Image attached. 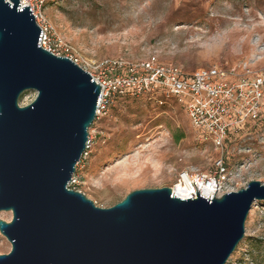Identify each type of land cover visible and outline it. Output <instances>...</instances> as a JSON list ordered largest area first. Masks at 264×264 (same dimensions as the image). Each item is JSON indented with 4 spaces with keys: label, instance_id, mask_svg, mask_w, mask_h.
<instances>
[{
    "label": "water",
    "instance_id": "95a60500",
    "mask_svg": "<svg viewBox=\"0 0 264 264\" xmlns=\"http://www.w3.org/2000/svg\"><path fill=\"white\" fill-rule=\"evenodd\" d=\"M9 1L0 0V212L12 218L0 234L11 250L0 264H225L264 184L211 199L140 189L110 208L69 189L101 87L42 49L29 6ZM29 91L36 98L20 107Z\"/></svg>",
    "mask_w": 264,
    "mask_h": 264
},
{
    "label": "rangeland",
    "instance_id": "374dc122",
    "mask_svg": "<svg viewBox=\"0 0 264 264\" xmlns=\"http://www.w3.org/2000/svg\"><path fill=\"white\" fill-rule=\"evenodd\" d=\"M43 12L68 47L60 54L80 66L155 56L186 73L214 65L264 73V0H47ZM36 95L25 92L19 105ZM88 137L69 189L99 208L135 190L172 188L183 172L213 175L219 162L225 192L264 184V104L260 119L228 136L222 149L193 128L175 100L160 105L146 95L116 99L94 119ZM0 220L10 222L11 213L0 212ZM10 250L0 234V255ZM225 264H264V201L253 203L244 237Z\"/></svg>",
    "mask_w": 264,
    "mask_h": 264
},
{
    "label": "built area",
    "instance_id": "2783aa9c",
    "mask_svg": "<svg viewBox=\"0 0 264 264\" xmlns=\"http://www.w3.org/2000/svg\"><path fill=\"white\" fill-rule=\"evenodd\" d=\"M46 2L47 0H19L20 7L29 6L42 33L40 47L78 65L76 59L60 54V50L67 52L68 47L55 35L46 21L43 12ZM78 66L101 87L96 117L101 113L105 114L120 97L146 95L160 105H163L165 100H175L182 106L193 128L209 137L216 147L222 149L228 136L236 134L250 123H255L262 116L264 73H253L245 67L242 73L219 65L186 73L174 64L161 63L155 56L132 63L106 60L92 66ZM90 145L91 139L88 137L86 150L77 165L87 155ZM186 177L190 178L195 186L199 181L211 184L220 195L228 193L223 190L227 180L222 162L218 163L213 175L191 177L187 172H183L178 183ZM76 182L75 173L68 188Z\"/></svg>",
    "mask_w": 264,
    "mask_h": 264
},
{
    "label": "bare ground",
    "instance_id": "6f19581e",
    "mask_svg": "<svg viewBox=\"0 0 264 264\" xmlns=\"http://www.w3.org/2000/svg\"><path fill=\"white\" fill-rule=\"evenodd\" d=\"M6 2L12 5V2H10L9 0H6ZM18 8L22 9V7H18ZM171 190H172V193L180 199H184V198L193 196V194L196 193V190H197V192L201 191L200 194L202 196L206 197L207 199H211L212 195L215 192V189L213 188V186L211 184L201 183L199 181L197 183V186L194 187V185L192 184V180L190 178H187V177L184 178L183 181H181L180 183H177L176 185H174L171 188ZM221 196L222 195H220L218 193L214 194V197H216V198H219ZM11 218H12V214H11ZM10 222H8V223H10Z\"/></svg>",
    "mask_w": 264,
    "mask_h": 264
},
{
    "label": "trees",
    "instance_id": "16d2710c",
    "mask_svg": "<svg viewBox=\"0 0 264 264\" xmlns=\"http://www.w3.org/2000/svg\"><path fill=\"white\" fill-rule=\"evenodd\" d=\"M181 138H182V137L177 136V137H176V141H179Z\"/></svg>",
    "mask_w": 264,
    "mask_h": 264
}]
</instances>
